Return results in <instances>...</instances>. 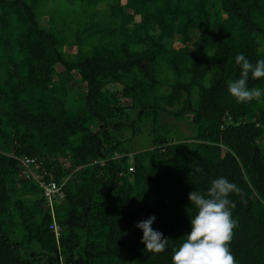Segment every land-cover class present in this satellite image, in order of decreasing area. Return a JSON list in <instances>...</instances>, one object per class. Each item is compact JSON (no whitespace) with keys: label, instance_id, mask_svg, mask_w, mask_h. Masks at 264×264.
Segmentation results:
<instances>
[{"label":"trees","instance_id":"obj_1","mask_svg":"<svg viewBox=\"0 0 264 264\" xmlns=\"http://www.w3.org/2000/svg\"><path fill=\"white\" fill-rule=\"evenodd\" d=\"M41 1L0 0V264H172L197 213L189 193L222 176L242 189L229 196L230 250L237 264H264V97L238 103L227 89L236 55L264 59V0H108L125 40L76 58L68 37L41 27ZM99 1L66 0L87 17L78 46L103 35ZM162 65L172 80L160 81ZM74 73L83 94L68 89ZM144 132L152 146L137 151ZM23 157L39 162L38 182ZM150 216L164 252L141 242L136 225Z\"/></svg>","mask_w":264,"mask_h":264},{"label":"clouds","instance_id":"obj_2","mask_svg":"<svg viewBox=\"0 0 264 264\" xmlns=\"http://www.w3.org/2000/svg\"><path fill=\"white\" fill-rule=\"evenodd\" d=\"M235 62L241 71L239 78L228 82L229 94L238 103L261 101L264 88H250L248 80L249 76L264 78V59L253 64L241 53L236 55ZM195 171L202 172L203 169L197 167ZM230 194L240 195L242 189L223 176L214 179L206 193L196 190L189 193L188 199L196 206L197 213L190 220L191 231L178 247L172 249V264H237L229 247L234 229L238 227V221L232 217L235 203L229 199ZM155 219L150 216L136 225L143 232L141 242L149 253L164 252L169 246V239L151 227Z\"/></svg>","mask_w":264,"mask_h":264},{"label":"rangeland","instance_id":"obj_3","mask_svg":"<svg viewBox=\"0 0 264 264\" xmlns=\"http://www.w3.org/2000/svg\"><path fill=\"white\" fill-rule=\"evenodd\" d=\"M110 1L108 0H100L96 7L93 10L95 14L94 21L97 23L98 28L102 31V34H97L92 37H87V34H84L83 37L85 38L82 43L76 45L75 35L77 31L82 30L84 27L87 26V17H84L83 14L78 11V9L69 11L71 7H76L75 4L67 5L66 0H42L37 5V10L39 14V21L41 27L43 29H50L55 34H59L61 36L68 37V47L64 48V50L68 53L69 58H76L77 50L86 51L92 45H106V44H119L120 42L124 41L126 38V32L121 33L120 26L122 21L120 19L113 20L112 22L107 21V16L104 15L107 10V5ZM74 7V8H75ZM129 12V10H127ZM130 14V13H129ZM109 20V19H108ZM139 20L138 13L135 14V21ZM117 31V33H116ZM121 34V35H120ZM101 36V41H99V37ZM133 45V42H131ZM178 43H174V47L176 48ZM167 48L170 49L171 46L168 44ZM75 75V82L69 85V91L73 94H83L84 92V85H82L79 81V78L76 73ZM158 75L161 82L165 80H172L173 76L171 71L165 67L164 65L161 66L158 70ZM57 84V82H55ZM167 89L162 88L160 91L161 93L166 92ZM181 129L185 133H190L187 126L182 125ZM145 130V129H144ZM131 135V134H130ZM258 143H263V139L258 140ZM152 146V139L147 135L146 132L142 133L141 135L137 136L133 140V147L137 151H144L147 150Z\"/></svg>","mask_w":264,"mask_h":264},{"label":"built area","instance_id":"obj_4","mask_svg":"<svg viewBox=\"0 0 264 264\" xmlns=\"http://www.w3.org/2000/svg\"><path fill=\"white\" fill-rule=\"evenodd\" d=\"M19 162L22 167L23 174L26 173L27 177L31 176L32 179L38 182L37 178L39 177L38 175L33 174L32 168H38L37 166H39V162L36 159H32L28 157H23L19 159ZM41 186L43 187L45 191V195L48 197L49 201L52 200V198L54 199L56 197L58 198L61 197V193H60L61 186H58L57 184H54V183H49L48 185H44L43 183H41ZM57 231L58 230L55 229V232Z\"/></svg>","mask_w":264,"mask_h":264}]
</instances>
